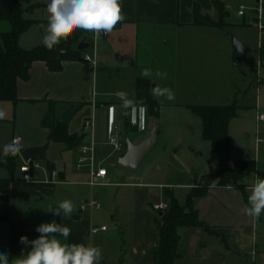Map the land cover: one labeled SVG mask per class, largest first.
I'll return each instance as SVG.
<instances>
[{
    "label": "crops",
    "instance_id": "crops-1",
    "mask_svg": "<svg viewBox=\"0 0 264 264\" xmlns=\"http://www.w3.org/2000/svg\"><path fill=\"white\" fill-rule=\"evenodd\" d=\"M219 1L224 4L228 13L226 21L231 27L226 28L228 32H231L232 28L240 30L241 26H253L251 23L255 16L253 8L256 6V0H252L250 4L238 6V10L240 6H245L246 14L240 16L237 10L241 21L235 22L229 21L231 1ZM196 3L200 6L203 15L219 18L220 13L214 6L213 0H121L125 19L118 23L106 38L101 40V53L96 67L82 59L81 61H65L61 71L51 72L44 61H35L29 70V79L20 80L18 83L19 103L21 105L29 104L33 107L41 106L42 114L45 115L48 101L53 100L56 101V108L58 105L61 106L59 110L56 109L58 116L63 110L70 108L78 110L85 103L93 106V101L96 102V107L100 104L103 107L114 105L121 107L122 101L109 97L106 87L99 85V79L105 77L107 79L104 81L105 83L111 84V87H118L120 75L125 70H127L129 88L127 95L134 102L136 83L139 78L150 80L152 83L151 94L155 87L168 88L173 93L178 92L180 56L187 58L190 46H205L211 43L209 39L189 37L190 34L204 29H221L194 24L193 10ZM42 5L47 6L48 4H40L39 7ZM35 20L42 22L40 26H44L46 21L48 22L44 19ZM36 25L39 24L33 25L20 36L19 43L23 48L38 46L43 41L45 35L38 38L40 41H35L29 34V31ZM29 38L34 42L31 43L34 46L27 45L31 42ZM236 38L245 44L243 38ZM23 39L27 43L26 45L23 44ZM224 43L223 58L225 62L235 63L241 60L237 57L231 41ZM251 50L250 48V52ZM205 52V49L198 50V57L203 62L206 58ZM146 69L152 74L147 78L142 76ZM157 72L166 75L157 76ZM240 89L242 88L235 87L230 94V97L234 98L232 103L223 105L236 104L241 107L238 99ZM246 94L247 91H244L242 95ZM154 98L161 104V108L173 105L166 97ZM257 104L256 102L254 129L256 151L260 147L256 144V117L257 110H259ZM192 105L197 104H189L188 108L190 109ZM138 106L146 109L143 127H141L138 109H132L134 112L132 117H127V113L124 120L121 119L120 126L115 125V132L120 136L125 134L127 140H131L134 144L140 143L149 136L153 123V116L148 108L144 105ZM98 120L96 134L101 137L108 127L103 123L104 128L101 129V118ZM158 120L160 126L161 121ZM41 128L45 130L43 138L34 139L25 146H42L45 141H48L49 129ZM261 130L264 133V124L261 125ZM229 133L232 140L230 125ZM13 138H20V144L23 141L21 136L11 135L8 139L6 136H0V152H3L4 146L12 143ZM233 150L232 141V159L253 160L238 153L233 156ZM125 152L126 144L121 155L113 154L112 147L107 142L103 147H98L97 161L104 160V165L113 161L118 162L119 157ZM18 156L21 164L23 158L19 153ZM77 157L78 155L74 160L75 171L79 176H86L85 181H79L77 184L89 185L87 183L89 170L87 167L81 170L76 169ZM185 158L178 149L174 148L169 151L163 164L159 161L154 162V171L128 176V178L136 180L121 183L112 208L107 214L102 212L103 206L101 209H90L85 206V203L92 197L100 201L94 192V187L89 191V195L86 194L84 197L82 195L84 191L80 190L82 193L79 202L70 200L74 206L70 216L64 217L62 212L60 216L52 213L51 211L57 209L59 202L66 200L61 196L59 185L71 182L65 171H56L55 163L51 162L54 165L53 171L56 172L54 176L50 174L48 167L45 172L34 173V170L31 181L23 180L20 175L10 186L11 222L0 226V253H9L11 249L22 247L21 255H26L31 250V244H21L20 237L27 236L28 240L32 241L39 236L36 231L37 226L55 221L70 229V235L66 240L61 235L55 234L61 243L85 244L101 249L102 257L99 264H154L157 228L153 220L155 216L153 206L160 202L168 204L167 192L172 193L180 204H184L187 194L197 185L203 175L194 167L193 158L190 160ZM107 168V181L113 184L109 179L112 169ZM196 171L199 174L198 179L192 175ZM4 176H6V172L0 170V177ZM250 177L252 176H248L243 181L244 192L232 186H217L210 188L206 195L193 198L192 204L197 209L200 220L209 226V230L203 226L181 227L178 245L181 256L175 260V264H264V246L260 247L257 242L259 217L249 216L244 211L246 207H250L248 197L251 194V186L256 178H261V173H255L254 180H249ZM93 226H107V231L92 233ZM15 259L9 264H15Z\"/></svg>",
    "mask_w": 264,
    "mask_h": 264
},
{
    "label": "rangeland",
    "instance_id": "rangeland-1",
    "mask_svg": "<svg viewBox=\"0 0 264 264\" xmlns=\"http://www.w3.org/2000/svg\"><path fill=\"white\" fill-rule=\"evenodd\" d=\"M230 1L231 13L229 21H241V18L237 15L238 6L240 4H250L252 0ZM49 2L50 0H25L23 3L25 9L24 16L32 19L48 20L49 13L47 12V6L42 5V7H39V5L48 4ZM210 19L217 23L218 27L216 28L224 30L211 28L190 34L189 37L209 39L211 43L205 46H190L188 57L183 58L184 56H180L181 68L177 84L179 91L174 93V99L170 100L173 105L163 106L161 108L158 117L161 124L159 126L157 142L143 158L138 169L127 170L121 168L117 165L116 161L105 164V166L112 169V175L109 179L113 184L98 185L93 188L96 196L99 197L102 203V212H105V214L107 212L109 213V210L112 208L117 190L121 188V183L136 180L134 178H128V176L140 175L150 170L154 171V162L159 161L163 164V161L169 155V151L174 148L178 149L180 154L184 158L186 157V160L193 158L194 167L203 175L208 173L212 168H218L220 166L219 156L212 150L211 143L203 139L201 119L188 108V105L209 103L223 105L232 103L234 98H231L230 94L234 91L235 87L242 89L239 90L241 92L238 99L241 107L238 108V116L233 118L230 124V132L232 133L234 146L233 156L238 153L239 155H244L243 157L256 160L257 169L261 173V178L264 179V143L260 144L258 151H256L254 144L256 102L258 103V109L264 112V66L260 69V83L256 81V64L259 61L258 30L254 26H241L240 30L232 28L231 32H228L226 28L231 27L227 23L226 17H210ZM47 24L48 22L46 21V25L44 26L36 25L33 27L29 31L31 38L35 41H40L39 39L45 35ZM0 28L8 31L11 29V25L9 22L2 21L0 22ZM230 34L241 39L243 38L245 44L252 49L244 59L238 60L235 63L225 62L223 58L225 50L224 42H229ZM31 38H29L30 41ZM31 43L34 42L31 41L30 44H27L23 39V44L34 46ZM199 49H205L206 51L204 62L198 57ZM126 73L127 70L121 73L120 85L118 87H111V84L105 83L104 81L107 80L105 77L99 79V85L106 87L109 97L121 101L116 94L118 92L128 93L129 91L127 85L128 76ZM244 91H247L245 96L242 95ZM60 108L61 106L58 105L56 109L59 110ZM0 111L5 113L4 118H2L3 121L0 123V136H6L7 139L11 135L21 136L23 139L21 142L22 146H25V144L34 139L39 140L43 138L45 130L40 125L44 115L42 114L43 109H41V106L33 107L29 104L21 105L20 103L14 105L10 101H2L0 102ZM125 113H128V116ZM93 114L96 125L98 118H101L100 128L103 129L104 124L108 127L104 132L105 134H102L101 137L96 134L98 147H103L110 137L116 133L115 125L120 126V122L126 116H134L132 109H123L119 105L103 107L100 104L94 108L85 103L77 110L68 123L69 132H84V122L87 118L92 117ZM112 131H114L113 134H110ZM121 137L124 144H126L127 136L123 134ZM89 141L90 136L88 135L85 137L84 142ZM100 142L101 144H99ZM50 143L45 154L46 159L55 163L57 172L58 170L65 171L68 180L71 181L70 183L66 182L59 185L58 188L61 196L66 200L79 202L82 193L80 190L84 191V194H82L84 197L86 194L87 196L89 195V191L92 188L89 185L77 184L79 181H85L86 179L85 175L79 176L75 171L74 160L78 155L79 148L67 149L63 143L52 141ZM193 150L195 152H192ZM36 161H39L42 167L36 169L34 173L45 172L47 170L46 161L41 158H36ZM195 173H198V171ZM254 174L248 175L252 176L249 180H254ZM20 175L19 168H17L15 177L17 178ZM248 176L245 178L247 179ZM154 212L156 211L154 210ZM257 242L260 247L264 246V212L259 216Z\"/></svg>",
    "mask_w": 264,
    "mask_h": 264
},
{
    "label": "trees",
    "instance_id": "trees-1",
    "mask_svg": "<svg viewBox=\"0 0 264 264\" xmlns=\"http://www.w3.org/2000/svg\"><path fill=\"white\" fill-rule=\"evenodd\" d=\"M25 0H0V22L6 21L11 29L4 31L0 28V102L10 101L14 105L19 103L17 96L20 80L29 79V70L35 61H44L51 72L61 71L65 61H81L85 52L90 50V32L76 31L67 41L61 42L49 50L42 42L32 48H23L19 39L33 25H42V22L24 16L23 3ZM221 17H227L224 4L219 0H213ZM194 24L208 27H218L216 22L208 15L201 13L200 6L196 3L194 10ZM87 43L86 49H79L80 43ZM259 60L264 66V41L259 48ZM135 102L148 108L153 117H159L161 104L151 94L152 83L145 78H139L136 83ZM238 106L230 105H192L190 109L200 117L202 121L203 139L211 143L212 150L218 154L220 166L212 168L202 175L199 182L187 194L184 204L167 192L169 199L168 208L163 212H155L154 224L157 228V245L154 255V264H175V260L181 256L178 245L180 241L179 230L181 227L203 226L209 230V226L203 223L197 209L192 204L194 197L207 194L212 188L211 182L218 181L217 186H232L244 192L243 181L246 176L257 173L255 160H234L231 158V136L229 125L238 115ZM3 120H0L2 122ZM41 127L49 129L47 139L52 142L63 143L67 149L78 147L84 142L85 132L70 133L68 124L61 121L56 112V101L49 100L47 111L41 121ZM46 161L50 174L54 165L46 159L45 155L39 157ZM19 156H3L0 152V170L6 172V176L0 177V226L11 222V202L9 198L11 183L16 179L15 172L19 168ZM22 247L11 249L8 254V262L19 257Z\"/></svg>",
    "mask_w": 264,
    "mask_h": 264
},
{
    "label": "clouds",
    "instance_id": "clouds-1",
    "mask_svg": "<svg viewBox=\"0 0 264 264\" xmlns=\"http://www.w3.org/2000/svg\"><path fill=\"white\" fill-rule=\"evenodd\" d=\"M48 24L46 34L43 37L44 45L51 50L61 40L67 39L76 31H85L95 34H110L115 26L125 19L122 11L121 0H50L47 5ZM99 35L94 36V42L98 43ZM149 70L142 73L143 77H150ZM157 76L166 75L159 72ZM117 97L122 101L123 109H133L140 113L141 127L146 109L138 106L130 100L125 92H118ZM154 97H166L174 99V93L168 88L155 87L152 89ZM127 114V113H125ZM5 113L0 111V119ZM23 146L17 141L4 146L3 156L16 155ZM218 181L211 182V187H216ZM250 207L244 209L249 216L259 217L264 212V179L256 178L251 186V194L248 197ZM73 204L70 200L59 202L57 209L51 211L55 215L68 217L73 212ZM39 236L29 241L27 236L20 237V243L31 244V250L26 255L15 259V264H99L102 257L101 249L85 244H63L55 234H59L66 240L70 235V229L57 224L42 223L37 226ZM0 264H9L8 254L0 253Z\"/></svg>",
    "mask_w": 264,
    "mask_h": 264
},
{
    "label": "built area",
    "instance_id": "built-area-1",
    "mask_svg": "<svg viewBox=\"0 0 264 264\" xmlns=\"http://www.w3.org/2000/svg\"><path fill=\"white\" fill-rule=\"evenodd\" d=\"M255 12L254 19L252 21V25L258 30L259 33V48L264 41V0H256V6L253 8ZM238 14L240 16H244L246 14V7L240 6L238 10ZM99 35L100 39L99 42H94V36ZM109 34L104 33H91L90 32V50L85 52L83 55V59L85 62L90 63L92 66L97 65L98 58L101 53V40L106 38ZM263 67L262 62L259 60L256 64V73H257V81L261 80V73L260 69ZM94 108L96 107V102L93 101ZM256 144L257 146L261 143H264V133L261 130V125L264 124V112L257 110V117H256ZM84 132L86 135L90 136L89 142H83L79 145L78 150V157L76 161V169L81 170L84 167H87L89 170V180L88 184L91 187H95L98 185H107L110 184L107 181L108 177V168L104 165V160L102 162L97 161L98 156V144L96 140V121L95 116L93 114L92 117L87 118L84 122ZM17 141L20 143V138H13V141ZM108 144L112 147V153L121 155L125 149V144L121 139V136L118 133L112 135L108 141ZM42 165L36 159L31 161H25L19 165V171L22 175V179L25 181L33 180V171L41 168ZM56 175V172H52V176ZM85 206L90 209H101L102 204L96 198H91L85 203ZM168 208V204L166 202H160L153 206V209L156 212L163 213ZM98 231H107V226H93L91 228L92 233H97Z\"/></svg>",
    "mask_w": 264,
    "mask_h": 264
},
{
    "label": "water",
    "instance_id": "water-1",
    "mask_svg": "<svg viewBox=\"0 0 264 264\" xmlns=\"http://www.w3.org/2000/svg\"><path fill=\"white\" fill-rule=\"evenodd\" d=\"M229 38H230L232 47L237 57L239 59L245 58L247 54L250 52V48L231 34ZM87 47H88V44L84 42L80 43L78 46V48L81 50L86 49ZM76 111H77L76 108H70L67 110H63L61 114L59 115V118L61 121L68 124L70 120L73 118V116L75 115ZM152 120H153L152 129L147 138H145L138 144H134L129 139L126 141V152L122 156L119 157L118 162H117L119 167L127 169V170H137L143 158L156 144L157 137H158L159 120L157 117H153ZM49 144H50V141L48 140L42 146H34V147L23 146L19 154L21 155L23 160L31 161V160L41 157L42 155H45L49 148ZM192 175L196 179H198L199 177L198 173H193Z\"/></svg>",
    "mask_w": 264,
    "mask_h": 264
}]
</instances>
